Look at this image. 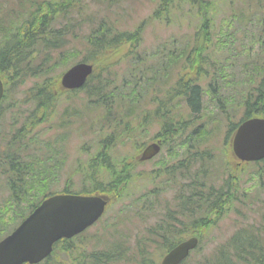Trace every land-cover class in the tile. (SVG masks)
<instances>
[{"label": "rangeland", "instance_id": "374dc122", "mask_svg": "<svg viewBox=\"0 0 264 264\" xmlns=\"http://www.w3.org/2000/svg\"><path fill=\"white\" fill-rule=\"evenodd\" d=\"M208 1L211 2V9L207 24V35H209L207 44L210 45L209 50L202 53L203 56L207 55L205 58L207 64L201 69V73L205 74L201 81L202 87L203 91H206L203 105L199 109L200 113L197 112L199 114L187 122L191 126L185 128L181 136H174L167 141L159 155L151 161L137 164L134 158L144 144L164 131L165 124L161 126L155 119V110L160 106L162 109L172 107V113L162 117L163 123L164 121L169 123L172 120L175 121L176 117L189 119V108L181 97H168L172 93L176 74L180 71L178 67L167 66V69L163 71L164 76L152 86L147 84V78L153 77V70L155 73L156 70L161 71L157 58L166 66L168 53L184 51L186 55L190 46L195 43L199 29L204 34L206 27H201L194 7L182 0L176 1L166 19H154L146 24L138 46L132 49L124 48L127 55L125 58L120 61L113 59L117 61L116 64L108 70H100L98 82L111 77L110 81L119 87L122 86L124 93L132 86L145 87L144 91L138 92L142 102L135 108L129 125L132 129H137L139 134L127 140L121 136L115 140L111 148L106 149L108 157L114 164L119 165L125 162L132 165L134 161L135 165H132L125 192H122L117 200L112 201L104 215L95 224L72 240V246L78 248L74 256L79 255V260L75 263L73 256L66 258L60 253V246H57L47 264L61 261L81 264L84 262L82 259L90 255L102 258L105 255V262L101 263L97 260V264H132L133 259L139 258L137 264H159L164 253L163 239L150 233V230L165 220L175 223L182 237H187L191 233L200 237L199 245L191 251L184 264H196L203 259L212 258L224 248L223 244L238 230L247 240L259 234L258 227H262L261 219L264 214V163L245 164L238 168L237 174H234L235 165L229 160L221 133L224 129V118L233 114V118L238 119L241 116V110L240 112L227 110V104L232 101L223 102L219 91L223 89L222 86L229 83L233 87V84H238L239 79H242L246 89L255 85L261 76H264V0ZM81 2L84 3L82 10L72 11L67 17L71 21L72 28L68 35L69 44L64 49L68 52L67 62L70 64L94 55L89 52V48L82 39L87 31L101 23L111 25L116 30L133 31L153 13L159 0H121L116 3H107L103 0H81ZM29 9L27 0H21L18 3L17 0H0V21L7 23L16 20L25 15ZM63 22L64 20H61V23L56 25L59 26ZM220 41L225 43L222 44ZM227 59L228 61H225ZM45 61L46 58L42 61V55H39L34 63ZM180 63L184 69V57L180 59ZM102 64L103 62L101 66ZM64 68L65 65L61 69L57 67L55 73L59 74ZM213 69L219 71V74L210 81L218 100L216 102L213 101L209 90L205 88V84L210 80L208 74ZM228 72L231 77L225 76L229 75ZM42 79L43 77H27L24 82L16 80L9 85L5 89V99L0 104V113L4 114L3 118L7 119L9 116L12 118L17 115L18 126L25 123V114L32 109L35 110L36 106L34 102L24 100V97L31 96L28 88L40 83ZM93 84L96 83H90V85ZM109 94L115 97L118 95L117 93ZM91 98L94 97H89L82 90L61 95L52 101L54 104L50 108V113L47 111L48 120H44L41 125L34 128L36 131L33 132L34 143L26 148L28 150L24 155L30 152L31 156H40V165L44 168V174L38 177L42 179L46 191L63 189L87 191L91 187L86 174L80 169V164H87L99 151L98 137L101 134L97 130L102 128L97 126L98 110L85 109L87 105H90L87 101ZM176 100L179 106H175ZM247 105L246 109L252 107L251 103ZM193 127L195 129L192 132V150L198 157L203 158L206 164L211 163L208 169L212 168L214 173V169L220 173L226 166V161L229 160L231 177L233 179L239 177L237 185L240 187V193L244 192V198L240 197V202H238L239 194L236 193L226 206L217 210L220 206L216 205L217 208L206 215L208 221H213L210 222L209 228L196 226V220L199 216H204L205 212L204 208H196L194 202L197 200L196 192L204 193L202 183L205 187L210 186L213 191L210 199L213 200L216 190L223 189L226 193L231 189L225 178L226 172L219 178L212 179L197 176L193 186L179 188L180 184H186L188 180L181 177L177 167H183L190 159L186 158L182 140ZM103 129L107 133L113 130L107 126ZM116 133L118 135V131ZM200 134L203 136L201 139L198 137ZM40 139L46 143L44 147L39 146ZM179 159H181L180 163ZM104 160V156L96 157L97 162ZM179 164L181 166H178ZM197 167L198 169L201 167L199 162L193 169ZM258 169L261 170L257 172ZM97 173L94 178L97 182L108 183L109 177L105 169L99 168ZM2 183L3 175H0V203L3 201L2 196L6 194ZM181 196L182 201L192 198L193 208L189 205L187 209L180 207L178 200ZM218 211L222 214L214 219V212ZM9 213L12 214L11 211ZM12 224H14L13 221H7L5 227ZM262 234L263 231L260 232V236ZM143 243L146 249L140 257L137 250ZM80 250L82 252L77 255ZM90 262L92 259H87L85 264Z\"/></svg>", "mask_w": 264, "mask_h": 264}, {"label": "trees", "instance_id": "16d2710c", "mask_svg": "<svg viewBox=\"0 0 264 264\" xmlns=\"http://www.w3.org/2000/svg\"><path fill=\"white\" fill-rule=\"evenodd\" d=\"M19 1L21 0H17V3ZM103 1L116 3L121 0ZM175 1L177 0H159L153 13L144 19L133 31H120L112 28L111 25L101 23L82 36L86 46L89 48V52L94 54L92 57H84L83 60L92 62L95 71L80 90L85 91L89 97H94L87 101L90 102L91 106L87 105L85 109L87 111L98 110L97 119L99 120L97 126L102 129L97 130L101 135L98 137L99 151L96 156H104L105 160L98 162V165L105 166L110 172L108 183L105 185L102 183L95 184L90 189L92 191L97 190L100 193H104L107 190L117 192L121 189L122 191L123 186L130 180L131 167H128L123 162L115 170L105 151L109 144H112L121 136H124L123 138L127 140L139 134L137 129H132L129 125L131 123L130 118L135 113V108L138 103L142 102L138 92H142L145 89L142 85H139V87L132 86L124 93L122 92L124 91L122 86L119 87L110 81L111 77L98 82L97 78L100 70H108L117 63L115 60L120 61L125 58L127 55H125L124 48L129 47L132 49L138 46L146 24L150 20L166 19ZM183 1L196 8L200 15L201 27H206L205 33L202 34L199 29L195 43L190 46L186 55L184 51L173 54L168 53L166 55V66L155 56L161 71L156 70L155 73L153 70V77L147 78V84L150 86L154 85L164 76L165 72L163 71L167 69V66L175 65V67L180 69L182 76L178 78L180 73L178 71L176 74L178 79L176 78V82L172 85V93L168 97L181 96L191 106L192 115L197 116L201 108L200 93L202 90L198 83H189H193L191 76L194 72L199 73L198 70L201 69V66L205 63V58H207V55L203 56L202 53L208 50L206 47L207 41H209L207 24L210 20L211 2L208 0ZM27 3L30 9L25 15L7 23L0 21V75L6 89L16 80L24 82L27 77H43L40 83L28 88L31 96L24 97V100L34 102L36 106L35 110L32 109L25 114V123L18 126L17 122L19 119L17 115L16 117L11 118L9 116L5 119L3 118L4 114L0 113V175H3L2 187L6 189V194L2 196L3 201L0 203V239L10 232L18 221L25 217L35 205L50 194L48 190H45L42 179L38 177L44 174V168L40 165V156H31L30 152L25 155L24 153L28 150L26 148L34 143L35 136L33 132H36L34 128L41 125L44 120H48L47 111L50 113L51 105L54 104L52 101L60 97L63 92H72L61 89L58 82L59 74L55 73V69L57 67L61 69L63 65L69 64L67 62L68 52L64 48L69 44L68 35L71 33L70 28H72V25L67 17L72 11L82 10V5H84L81 0H27ZM61 20H64V22L57 26L56 24L61 23ZM203 43L206 44L204 45ZM220 43L224 44L225 42L220 41ZM228 47H231V45H228ZM229 50L231 49L229 48ZM39 55H42V61L45 58L46 61L35 64L34 60ZM183 57L184 69L180 63V59ZM178 63H180L181 67L178 66ZM260 79L261 84L257 95L253 96L259 81L245 89L247 104L251 103L252 107L247 108L242 117L264 116V78ZM92 82L96 84L90 85ZM109 93H117L118 95L115 97ZM177 102L178 100L175 106H179ZM171 113L172 107L162 109V106H160L158 113L154 115L155 119L160 121L161 126L165 124L163 126L164 131L160 134L164 143L174 136H181L184 131L183 125L188 120L175 119V121L172 120L169 123L164 121L163 123L162 117H167ZM62 118L63 115L61 116ZM105 126L111 127L113 130L108 133L104 132L105 129L103 128ZM133 126L135 127V125ZM174 126L176 130H173L175 129ZM103 134L105 135L102 136ZM198 137L199 139L203 138L202 134ZM42 139L38 140V142L39 146L44 147L46 143ZM26 156L31 157L27 158ZM187 156L189 158V154ZM194 157L198 158L197 154L193 153ZM201 164L204 165V162ZM210 165L211 163L206 164L205 168L203 166L200 167L198 176L206 178L204 174L209 173L208 166ZM259 170L261 169H258L257 172ZM201 186L205 191L204 193L196 192V208H204L205 212L203 213L204 216H199L195 222L198 228H209L210 222L213 221H208L206 215L217 208L216 205L220 206L217 209L220 210L221 207L229 203L236 193L239 194L238 202H240V197L244 198V192L240 193V187L237 184L226 193L223 189L216 190L213 200L210 199L213 194L212 188L210 186L205 187L203 183ZM211 203H213V206H211ZM10 211L12 214L9 213ZM220 214H222L220 211L214 212V219L219 217ZM261 220H263L262 227H258L259 234L254 238L247 240L238 230L223 244L224 248L220 252L212 256V258L203 259L196 264H264V214ZM7 221H13L14 224L5 227ZM170 221H162L157 227L150 230V233L163 239V250L174 246L179 241V238L182 237L181 231L176 228L175 223ZM261 231H263L262 236H260ZM246 237L248 238L247 234ZM145 249L144 243L138 247L137 251L140 257L143 256ZM104 257L105 255H103L102 260H104ZM108 258L111 257L108 256ZM139 260L140 258L138 260L134 259L135 262ZM185 261L180 264H184Z\"/></svg>", "mask_w": 264, "mask_h": 264}, {"label": "water", "instance_id": "95a60500", "mask_svg": "<svg viewBox=\"0 0 264 264\" xmlns=\"http://www.w3.org/2000/svg\"><path fill=\"white\" fill-rule=\"evenodd\" d=\"M92 73V65L77 62L60 76L65 89L81 87ZM3 93L0 79V98ZM234 154L245 161L264 157V118H249L237 127L233 139ZM157 142L146 145L140 160L158 153ZM106 200L97 195L55 194L45 198L21 223L0 241V264L36 263L51 251L52 243L70 237L92 224L103 213ZM195 236L171 248L161 264H178L197 245Z\"/></svg>", "mask_w": 264, "mask_h": 264}, {"label": "flooded vegetation", "instance_id": "af4514ba", "mask_svg": "<svg viewBox=\"0 0 264 264\" xmlns=\"http://www.w3.org/2000/svg\"><path fill=\"white\" fill-rule=\"evenodd\" d=\"M225 61H228V59L225 60ZM234 65H235V63L233 64V66ZM230 72H228L229 75H225V76L231 77ZM218 74H219L218 70H215V69L211 70V73L208 74V77L210 78V80H209L208 83L205 84V88H206V90L207 89L209 90V93H210V95H212L214 102H216L218 100L216 99L214 88L211 87V85H210V81H211V79L213 77L217 76ZM239 74H240V70H239ZM262 78H264V76L261 77V79ZM201 81L202 80L199 81L197 76H195V75L192 76V82L193 83H198V84L200 83L199 85L201 86V90H202V92L200 93V103L202 105L203 101H204V97H205L204 92H206V91H203V87H202V82ZM260 84H261V81H259L258 84L255 87L256 88V92L254 93V96L257 95V91H258V88H259ZM221 88H223V89L220 90L219 92H220V95H222V101L223 102L232 101V103L227 104V110H229V111H239V112L241 110L242 114L244 115V113L246 111V105H247V99H246V95L247 94H246V90H245V84L242 81V79H239L238 84H233V87H231L230 83H229L228 85L222 86ZM186 105L189 108L188 110L191 112L192 111L191 106L188 105L187 103H186ZM188 145L191 146V144H189V143H188ZM179 162H180V160H179ZM241 163L242 162H239L237 160L234 161V164H236V165H240ZM178 166H181V164H179ZM180 175H181V173H180ZM211 206H213V204H211Z\"/></svg>", "mask_w": 264, "mask_h": 264}]
</instances>
